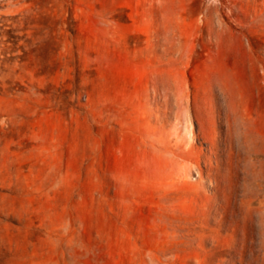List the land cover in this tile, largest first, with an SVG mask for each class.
Instances as JSON below:
<instances>
[{"label":"rangeland","instance_id":"rangeland-1","mask_svg":"<svg viewBox=\"0 0 264 264\" xmlns=\"http://www.w3.org/2000/svg\"><path fill=\"white\" fill-rule=\"evenodd\" d=\"M0 264H264V0H0Z\"/></svg>","mask_w":264,"mask_h":264}]
</instances>
